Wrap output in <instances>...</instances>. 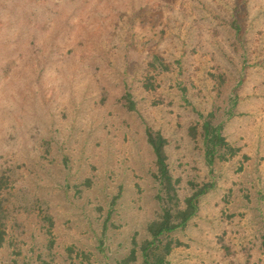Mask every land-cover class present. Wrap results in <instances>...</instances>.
<instances>
[{"label":"rangeland","instance_id":"obj_1","mask_svg":"<svg viewBox=\"0 0 264 264\" xmlns=\"http://www.w3.org/2000/svg\"><path fill=\"white\" fill-rule=\"evenodd\" d=\"M148 131L200 191L169 264H264V0H0V264H141Z\"/></svg>","mask_w":264,"mask_h":264},{"label":"trees","instance_id":"obj_2","mask_svg":"<svg viewBox=\"0 0 264 264\" xmlns=\"http://www.w3.org/2000/svg\"><path fill=\"white\" fill-rule=\"evenodd\" d=\"M195 127L196 125L192 129L195 130ZM200 127L206 148V157H208L209 162L213 160L214 155L220 149L225 150L230 155L234 153L233 147L228 144L221 134L220 125L213 124L212 121L207 119L200 124ZM147 139L156 155V178L163 185L164 197L162 199L166 203L163 207V213L148 225V232L151 238L144 240L140 245L143 257L141 264H169L167 257L174 245L177 244V240L171 238L170 234L178 228L185 227L189 219L195 214L197 210L196 197L200 191L186 197L184 206H181L175 188V181L169 172L166 161L167 155L164 146L167 140L160 133L154 135L151 131L147 132ZM1 190L2 179L0 178ZM5 235L0 209V245L4 242ZM129 259H136L135 247L131 249Z\"/></svg>","mask_w":264,"mask_h":264}]
</instances>
